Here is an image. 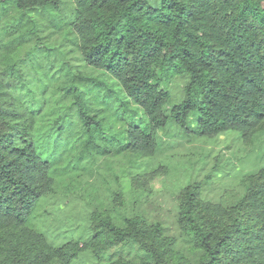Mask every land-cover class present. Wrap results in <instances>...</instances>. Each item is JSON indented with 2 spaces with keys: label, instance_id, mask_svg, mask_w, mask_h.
Here are the masks:
<instances>
[{
  "label": "trees",
  "instance_id": "obj_1",
  "mask_svg": "<svg viewBox=\"0 0 264 264\" xmlns=\"http://www.w3.org/2000/svg\"><path fill=\"white\" fill-rule=\"evenodd\" d=\"M160 129L261 147L264 0H0V264H264V166L234 204L178 180L176 235L128 209L178 172ZM51 195L88 205L89 239L48 242Z\"/></svg>",
  "mask_w": 264,
  "mask_h": 264
},
{
  "label": "rangeland",
  "instance_id": "obj_2",
  "mask_svg": "<svg viewBox=\"0 0 264 264\" xmlns=\"http://www.w3.org/2000/svg\"><path fill=\"white\" fill-rule=\"evenodd\" d=\"M147 1L153 6H157L159 2ZM69 58L75 65L81 64L77 53H70ZM184 85L185 79L174 78L166 88L171 91L174 99L179 101L184 95ZM197 116L196 112L189 115L187 127L190 130L196 128ZM173 135L165 129L157 131L156 141L159 147L167 148L172 144H175V147L158 156L154 163L169 155L172 164L178 167V172L171 178L157 172L149 183V193L141 195L137 201L128 194L127 207L129 210L134 208V213L143 214L151 222L163 223L169 228V232L167 231L169 234L176 235L175 211L182 186L178 185V180L186 182L190 177L192 182L205 181L202 185L203 198L234 204L241 197L247 177L264 166V143L259 149L247 153L240 161H236L230 152L231 149H228L231 142V135L228 132L218 133L204 142L195 139L180 141ZM128 182L124 181L126 187ZM45 204L47 214L44 219V233L50 244L69 240L85 242L89 239L91 210L82 199L51 195L45 199ZM72 264H95V259L89 252H85Z\"/></svg>",
  "mask_w": 264,
  "mask_h": 264
}]
</instances>
